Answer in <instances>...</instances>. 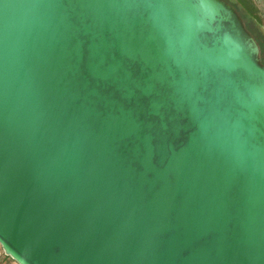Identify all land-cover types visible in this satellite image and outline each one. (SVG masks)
<instances>
[{"label":"water","instance_id":"water-1","mask_svg":"<svg viewBox=\"0 0 264 264\" xmlns=\"http://www.w3.org/2000/svg\"><path fill=\"white\" fill-rule=\"evenodd\" d=\"M0 244L264 264V62L234 4L0 0Z\"/></svg>","mask_w":264,"mask_h":264},{"label":"rangeland","instance_id":"rangeland-1","mask_svg":"<svg viewBox=\"0 0 264 264\" xmlns=\"http://www.w3.org/2000/svg\"><path fill=\"white\" fill-rule=\"evenodd\" d=\"M258 9V21L252 19L247 21V25L261 47V57L264 60V0H253ZM0 264H19L11 256L7 255L0 244Z\"/></svg>","mask_w":264,"mask_h":264},{"label":"trees","instance_id":"trees-1","mask_svg":"<svg viewBox=\"0 0 264 264\" xmlns=\"http://www.w3.org/2000/svg\"><path fill=\"white\" fill-rule=\"evenodd\" d=\"M230 3L234 4L237 8L241 16L243 17L248 30L251 32L247 25V21L252 19L254 21H258V9L253 2V0H227ZM252 33V32H251ZM253 34V33H252ZM262 61L264 62L263 58Z\"/></svg>","mask_w":264,"mask_h":264}]
</instances>
